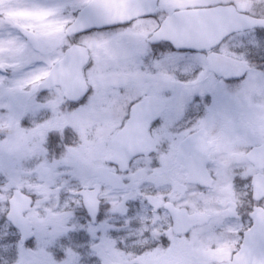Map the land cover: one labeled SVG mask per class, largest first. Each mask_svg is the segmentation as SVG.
I'll return each mask as SVG.
<instances>
[{
  "label": "snow or ice",
  "instance_id": "snow-or-ice-1",
  "mask_svg": "<svg viewBox=\"0 0 264 264\" xmlns=\"http://www.w3.org/2000/svg\"><path fill=\"white\" fill-rule=\"evenodd\" d=\"M0 264H264V0H0Z\"/></svg>",
  "mask_w": 264,
  "mask_h": 264
}]
</instances>
